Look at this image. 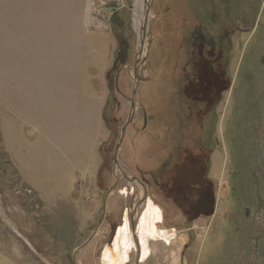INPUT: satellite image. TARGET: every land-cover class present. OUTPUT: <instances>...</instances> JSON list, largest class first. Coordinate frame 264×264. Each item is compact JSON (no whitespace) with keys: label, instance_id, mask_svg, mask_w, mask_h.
Instances as JSON below:
<instances>
[{"label":"rangeland","instance_id":"374dc122","mask_svg":"<svg viewBox=\"0 0 264 264\" xmlns=\"http://www.w3.org/2000/svg\"><path fill=\"white\" fill-rule=\"evenodd\" d=\"M191 1H151L138 64L139 0H125L109 22L95 0H0V264H136L132 218L145 264H264V0L232 56L229 101L201 120L200 102L188 108L180 89L192 7H202ZM199 61L185 94L204 101ZM105 83L113 133L103 157L97 139L86 140L92 154H62L78 146L76 133L50 142L43 125L76 118L77 95L85 107L97 104ZM144 187L154 200L145 202Z\"/></svg>","mask_w":264,"mask_h":264},{"label":"flooded vegetation","instance_id":"af4514ba","mask_svg":"<svg viewBox=\"0 0 264 264\" xmlns=\"http://www.w3.org/2000/svg\"><path fill=\"white\" fill-rule=\"evenodd\" d=\"M259 1L260 0H192L189 4V6L192 7L195 2H200L202 7L200 9L198 6L192 7V9L195 10V13H193L194 17H191L190 19L192 30L190 32L189 47H192V52L189 54L184 68L185 74L183 76L180 89L184 93L185 97L188 100H191L187 103L188 108L193 105L194 102H200V106H197L196 108L198 116L201 117L200 120L207 118L211 113L214 114L220 111V109L225 107L221 106V104L226 105L230 99V90L235 81L229 72V68L231 67V64L234 63L232 62L233 57L237 59L240 41H243L245 34H251L254 30L253 23L260 14V8L257 5ZM196 17H198L197 22L195 21ZM194 23L195 26H193ZM187 42L189 43V41ZM261 54H263V63L260 64V71L257 72V79L261 77L259 73H262L261 70L264 66V52ZM200 58L202 59V63H206L203 67L205 73L204 84L206 86V90L209 92L208 98H205L204 101L194 99L192 94H189V96L185 94L190 83H195L199 79L200 74L198 66ZM251 73L254 72L250 70L249 75H251ZM254 91L255 90L251 91V96L255 93ZM192 108L190 110H192ZM200 111H202L201 116ZM217 142L219 143V140ZM184 146L186 145H182L181 147L183 150H185ZM206 148L211 151V154L218 151V147L214 144ZM187 150H185V154L190 153V151ZM146 181L147 179L144 178L140 182L145 184ZM145 188L146 187H144V189ZM128 190H130L129 187ZM132 191V193H134V190ZM148 198L154 200L153 197L149 195V191L147 190L145 194L144 190L145 202ZM127 213L128 211L125 214ZM125 214L123 211L124 220L121 224H124L125 222ZM163 221L164 215L162 221L159 223H162ZM132 222L134 230L133 234L136 236L138 221L135 224L132 218ZM118 229L117 227L114 229L112 240H114ZM136 243L138 244L135 262L136 264H145L146 260L141 258L142 249L140 242L137 240ZM151 255L152 250L150 256Z\"/></svg>","mask_w":264,"mask_h":264},{"label":"crops","instance_id":"0c3cea01","mask_svg":"<svg viewBox=\"0 0 264 264\" xmlns=\"http://www.w3.org/2000/svg\"><path fill=\"white\" fill-rule=\"evenodd\" d=\"M102 1L103 0H98L99 3ZM97 11L100 12L98 8H97ZM100 92H101L100 95L96 96L98 103L95 105H92L91 107H88V106L85 107L86 102L82 103L80 100V97L77 95L74 98V103L72 105V107L74 108V114L76 115V118L72 119L68 117L66 119H63V116L61 115V120L66 122L64 126L60 124H56V125L51 124L50 126L43 125L42 132L45 138L48 139V141L50 142L51 141L55 142L59 138H61L62 140L70 139L72 137V134L74 132L76 133L78 137V146L76 147L74 142H72L71 151L65 150L64 147H59L69 152V153L64 152L62 154H92V153H89L90 148H87L86 140L87 139H97L99 143L98 154H101L103 157V148L108 142L111 141L113 132H112V129L108 126L106 117H105V111L108 105V98H109V90L106 86V83L102 87H100ZM10 111L11 113L20 115L19 111L16 109L14 111L12 107ZM140 131L148 132L144 127L140 129ZM107 136L108 138L105 139ZM60 142H56V144L59 145ZM139 143L141 145V150H142L144 144L142 142H139ZM136 156L137 155H134L133 157L136 159L137 158ZM102 163H103V160L100 163L101 165L100 168L102 167ZM97 180H98V177H97ZM126 190H128V187L126 188ZM144 190L146 194L147 189L145 188ZM161 226L164 227L165 225H161Z\"/></svg>","mask_w":264,"mask_h":264},{"label":"water","instance_id":"95a60500","mask_svg":"<svg viewBox=\"0 0 264 264\" xmlns=\"http://www.w3.org/2000/svg\"><path fill=\"white\" fill-rule=\"evenodd\" d=\"M123 2H124V0H103L102 2L99 3L98 0H95L96 7L100 10L98 17L103 18L105 16L104 18H106L107 21L109 22L112 13L121 9L122 8L121 3H123ZM149 20H150V11L148 10V14H147L146 19H145V29L149 25ZM140 52H141V49H140ZM140 52H139V57L137 59L138 64H141L143 62V57L140 56ZM135 75L141 79V77L139 76L138 66H136V68H135ZM138 84H139V81L137 82V87H138ZM136 92H137V88L134 90V95L136 94ZM136 108H137L136 107V101H135V98L133 97L132 98L131 118H130V120L127 121V123L124 125V127L121 130L120 138H119V141H118L117 146H116L115 161H119L118 154H119V150L121 147V143L123 141V138H124L128 124L131 121H133V117L135 115ZM138 180H140V179H138ZM135 237L139 241V238L137 237V235Z\"/></svg>","mask_w":264,"mask_h":264},{"label":"bare ground","instance_id":"6f19581e","mask_svg":"<svg viewBox=\"0 0 264 264\" xmlns=\"http://www.w3.org/2000/svg\"><path fill=\"white\" fill-rule=\"evenodd\" d=\"M151 1L152 0H139V3L134 8L133 24H134V27H135L136 31L140 35V37L142 39V42H143L142 46H141V55H140L141 57L144 56V50L147 48V44L145 43V39H146V36H147V32L149 30V25L145 29V19H146V16L148 14V10H149ZM154 220H155L154 219V211L150 207L146 211V213L144 215V221H145V223L147 224V227L150 230H151V226L154 225ZM149 229L146 228L145 233L148 234ZM121 249H122V247H121ZM114 253H115V250H114L113 254ZM110 256L113 259L114 255H110Z\"/></svg>","mask_w":264,"mask_h":264},{"label":"built area","instance_id":"2783aa9c","mask_svg":"<svg viewBox=\"0 0 264 264\" xmlns=\"http://www.w3.org/2000/svg\"><path fill=\"white\" fill-rule=\"evenodd\" d=\"M125 5H126V4H125V0H124V2L121 3V6L124 7Z\"/></svg>","mask_w":264,"mask_h":264},{"label":"trees","instance_id":"16d2710c","mask_svg":"<svg viewBox=\"0 0 264 264\" xmlns=\"http://www.w3.org/2000/svg\"><path fill=\"white\" fill-rule=\"evenodd\" d=\"M105 151V148L103 149V152Z\"/></svg>","mask_w":264,"mask_h":264}]
</instances>
